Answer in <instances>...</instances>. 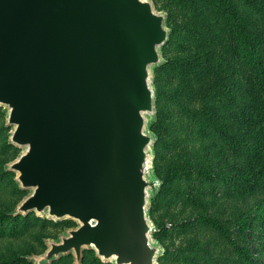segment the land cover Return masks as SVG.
I'll list each match as a JSON object with an SVG mask.
<instances>
[{
	"label": "water",
	"instance_id": "obj_1",
	"mask_svg": "<svg viewBox=\"0 0 264 264\" xmlns=\"http://www.w3.org/2000/svg\"><path fill=\"white\" fill-rule=\"evenodd\" d=\"M164 19L151 0H0V106L20 149L4 169L27 191L11 214L75 223L32 264H80L83 249L156 264L147 122Z\"/></svg>",
	"mask_w": 264,
	"mask_h": 264
},
{
	"label": "rangeland",
	"instance_id": "obj_2",
	"mask_svg": "<svg viewBox=\"0 0 264 264\" xmlns=\"http://www.w3.org/2000/svg\"><path fill=\"white\" fill-rule=\"evenodd\" d=\"M151 2L168 29L161 62L151 67L154 114L147 122L157 183L147 207L161 249L156 264H264V0ZM244 37L257 42L250 61L239 55ZM4 117L0 106V264H32L27 255L41 253L45 239L56 240L75 223L33 212L8 218L27 191L4 169L20 150L7 141ZM207 215L229 219L228 244L206 229ZM198 242L202 254L194 256ZM207 252H220L221 261H208ZM71 260L68 254L48 264ZM80 264L110 262L83 249Z\"/></svg>",
	"mask_w": 264,
	"mask_h": 264
},
{
	"label": "trees",
	"instance_id": "obj_3",
	"mask_svg": "<svg viewBox=\"0 0 264 264\" xmlns=\"http://www.w3.org/2000/svg\"><path fill=\"white\" fill-rule=\"evenodd\" d=\"M218 7H219V11L223 14V16L225 18H227L229 20H232L230 18V15L228 13H226V6L224 5V3H219ZM233 25L236 28H238V23H234L233 22ZM239 32H241V33L243 32L241 28H239ZM256 48H257V42L255 40L249 41L248 39H246L244 37V39L241 40L240 49H239V55H240V57L243 60L250 61L251 58L254 56V54L256 52ZM262 89L264 90V85L262 86ZM218 129L222 130L220 128V126L218 127ZM220 134H222L221 131H220ZM8 218H11V219L14 220L16 218V216H8ZM203 219L205 220L204 221V225L206 226V229L207 230H212L214 232H217L219 237H220V239H222V241L224 242V244L225 245L228 244V242L226 240H229V236L227 235V232L229 231V226L228 225L230 224V221H228L229 219L225 220L224 222H221L218 217L211 216V215H207ZM240 224H241V221H238L237 223H234V226L235 225H240ZM222 225H224V226H222ZM196 244L193 245V247L195 249V251L193 252L194 256L198 255L199 254L198 252L200 250V247L198 246L199 242L196 243ZM207 253H208V255H205V258H208V261L209 260H213L214 262L221 261V258L219 259L220 252H218L217 255H214V254H212L210 252H207ZM231 253L236 254L235 252H232V250H230L229 255H233ZM201 254H199V256ZM225 260H227V259L225 258Z\"/></svg>",
	"mask_w": 264,
	"mask_h": 264
}]
</instances>
